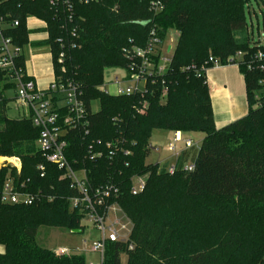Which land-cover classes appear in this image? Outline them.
Segmentation results:
<instances>
[{
  "label": "trees",
  "instance_id": "trees-1",
  "mask_svg": "<svg viewBox=\"0 0 264 264\" xmlns=\"http://www.w3.org/2000/svg\"><path fill=\"white\" fill-rule=\"evenodd\" d=\"M163 1L164 11L154 17L149 0L89 6L74 0L75 14L70 21L62 9L50 5V0H0V19L19 21L18 27L9 28L5 34L20 46L28 43L29 17L47 22L48 44L55 49L54 67L58 66V40L67 44L69 29L78 28V38L74 39L77 47L68 51L64 66L67 75L82 85L90 113V134L73 133L68 156L87 170L93 188L111 184L118 189L112 201L118 202L132 221L131 242L140 253L137 261L128 264H149L146 256H161L168 251L175 210L190 212L195 207L196 215L205 218V229L218 233L219 241L192 254L188 264H264V108L253 107L264 72L239 68L249 112L219 129L207 76L198 77L195 71L184 70L200 68L210 56L226 64L238 51L253 59L258 49L252 47L248 37L246 9L250 0ZM152 20L162 27L164 35L169 30L180 33L164 81L161 78L149 85L144 97H113L101 92L105 70L127 66L123 48L132 41L144 46ZM254 64L258 68L259 64ZM164 88L166 103L161 104ZM9 89L12 87L5 84L0 70V90ZM8 101L0 103V157L20 158V179L30 180V190H42L54 200L29 207L6 206L0 201V246L5 249L0 264H88L79 253L59 255L37 244L39 227L53 223L54 213L61 216L59 226H68L72 231L83 229L82 216L70 211L69 200L78 193L68 181L60 179L62 172L38 151L40 131L31 121L8 119ZM96 101L100 110L92 112ZM156 129L205 135L194 159V172L182 170L183 159L174 175L165 169L159 172L158 164H147L149 141ZM98 141L116 145L113 157L110 150L96 145L94 150L103 156L95 161L85 159L88 147ZM40 165L46 168L44 177ZM9 173V168L0 169V195ZM145 174H150L145 191L133 195L131 179ZM130 252L127 244L111 243L102 264H123L122 256Z\"/></svg>",
  "mask_w": 264,
  "mask_h": 264
},
{
  "label": "built area",
  "instance_id": "built-area-1",
  "mask_svg": "<svg viewBox=\"0 0 264 264\" xmlns=\"http://www.w3.org/2000/svg\"><path fill=\"white\" fill-rule=\"evenodd\" d=\"M76 1L81 5L89 6L117 0ZM261 1L264 3V0ZM50 5L62 9L68 19L73 20L75 14L74 0H50ZM149 11L154 17L159 16L164 11V1L149 0ZM19 25V21L8 22L0 19V70L5 75V84L10 85L15 92L13 99L15 104L18 108L28 111L29 120L34 128L40 131L37 140L38 151L49 164L54 165L62 172L60 179L68 181L70 188L78 193L77 197L69 200L70 211L78 212L82 216V221L88 220L90 225L100 233V238L95 242L92 249L101 255L103 263L106 249L111 243L127 244L129 249H134L131 242L134 225L118 202L112 201L118 195V189L111 184L93 188L87 170L78 167V161L72 162L68 156L70 150L69 137L77 132L85 135L90 134V113L83 98L82 85L67 75L64 66L68 59V51L77 47L74 39L78 38V28L69 29L67 44L62 39L58 40L56 64L60 70L56 72L55 69L54 80L44 89L36 83L27 71L26 53L29 52L31 56H34L35 52L32 43L27 47L16 45L13 39L5 34L9 28H15ZM163 33L162 27L152 20L145 45L138 46L132 41L129 47L123 48L122 53L127 61V66L114 68L123 74H116L110 82L103 83L99 88L100 91L113 97L136 95L144 97L148 92L149 85L156 84L158 79H163L170 71L175 47L166 43L170 32L166 35ZM248 37L252 47L258 49L251 61L246 52L238 51L227 59L226 64H223L220 59L210 56L200 68L191 66L184 70L195 71L198 77L207 76L209 69H219L230 65L238 68L246 67L250 71L258 69L264 72V34L259 33V38L255 39L253 29L248 27ZM44 50H46L54 66V47L49 45ZM254 63L259 64L258 68ZM141 84H144V87ZM166 97L167 89L164 88L161 98L166 99ZM5 99H7L6 93L0 90V103ZM63 100L67 102L60 106L59 102ZM253 107L255 109L264 108V81L260 82V89L254 95ZM143 111L144 108L140 112ZM179 144H183L186 150L195 149L197 153L200 150L198 144L192 139H183L179 134H176L167 146V150L172 154V157L176 158V161L168 167L159 166V172L165 169L168 174L174 175L179 170V159L183 153L178 148ZM94 146L110 150V157H113L116 147L113 142L103 144L98 141L88 147L85 159L95 161L103 156L102 152L94 150ZM127 154L130 153L127 152ZM2 168L10 169L0 195V201L3 205L29 207L44 201L52 202L54 200L42 190H30V180L20 179L23 169L20 158L12 157L0 160V169ZM195 168L196 165L193 161L183 165L182 170L192 173ZM38 169L42 173L41 176L44 177L45 166L40 165ZM149 176L150 174L137 175L131 179L133 195H139L145 191ZM57 254L69 255V252L63 250Z\"/></svg>",
  "mask_w": 264,
  "mask_h": 264
},
{
  "label": "rangeland",
  "instance_id": "rangeland-1",
  "mask_svg": "<svg viewBox=\"0 0 264 264\" xmlns=\"http://www.w3.org/2000/svg\"><path fill=\"white\" fill-rule=\"evenodd\" d=\"M247 23L249 28L254 32L255 39L259 38V33L264 34V3L261 0H250L247 4ZM48 25V23H47ZM253 25V26H252ZM28 31H35L41 27V23L37 19H29L27 21ZM49 29V26H48ZM169 35L166 39L167 44H172L175 49L180 38V33L175 30H169ZM41 33V32H40ZM30 32V40H38L43 38L42 35H34ZM41 52H46L42 50ZM31 55H28V59ZM162 65V63H161ZM59 66H55V69ZM60 70V68H57ZM237 69H239L237 67ZM116 74L122 75L123 73L117 69L110 68L104 72V83L110 82ZM144 87V84H141ZM7 99L9 100L6 105V114L10 120L29 119L27 110L20 109L14 102L15 92L13 89L5 91ZM161 104L166 103V99H160ZM66 100L60 101V106L66 104ZM226 105L225 98L218 99V106L223 108ZM100 110V103L98 101L92 103V111L98 112ZM167 132L166 130L156 129L152 132L149 144H157L160 152L156 150H149L147 156V164H157L159 161L169 156L166 150L167 145ZM172 137V135H171ZM184 137L192 139L198 148L201 149L204 137L202 133L191 132L186 133ZM5 157H0L2 160ZM182 197V196H181ZM126 214V213H125ZM175 222L173 224V235L170 241L168 251L163 255H148L145 261L149 264H188L189 257L205 248L213 247L219 241V235L216 232H208L205 229L207 224L203 216L196 215V207L190 212H183L176 209L174 212ZM53 223L45 224L39 227L37 234V244L45 249L60 251L67 250L69 254L79 253L83 255L88 264H102L101 255L93 251V245L100 238V233L90 225L88 220L81 221V234H74L68 226H59L61 216L54 213ZM134 249L135 244L132 242ZM130 249L131 252L122 256V263L128 264L137 261L140 253L135 249ZM142 257V255H141Z\"/></svg>",
  "mask_w": 264,
  "mask_h": 264
},
{
  "label": "crops",
  "instance_id": "crops-1",
  "mask_svg": "<svg viewBox=\"0 0 264 264\" xmlns=\"http://www.w3.org/2000/svg\"><path fill=\"white\" fill-rule=\"evenodd\" d=\"M29 19L37 18L29 17L27 21ZM37 20L41 23V27H39L35 31H28L29 36L30 32H34V35H42L43 38L38 40H30L28 36V43L23 46L27 47L30 43H32L35 52L34 56L29 57V59L28 55L30 54L29 52L26 53L27 71L35 79L36 83L41 88L46 89L55 78V68L53 66L51 58L47 55V53L41 52L46 48V46H49L48 41L50 37V32L48 29L47 22L39 19ZM207 80L212 99L215 124L217 128H224L247 116L249 112V103L246 95L245 82L243 75L241 74L240 70L237 69L236 66L230 65L219 69H209V71L207 72ZM220 97L225 98L226 105L223 108H220L218 106V99ZM166 132V141L168 143L175 137L176 134H179L183 139H188L187 137H184L186 132ZM202 135L205 138V135ZM168 143L166 145V150ZM178 148L180 151H183L179 162L183 159V164L186 165L194 161L197 155V150H186L183 144H179ZM152 149L156 150L157 152H160V148L157 146L156 143L150 144V150ZM167 152L169 153V156L165 157L157 163L160 167H168L174 164L176 161V158L172 157V154L168 150ZM4 251V247L0 246V254L4 253ZM60 251L56 252L58 253Z\"/></svg>",
  "mask_w": 264,
  "mask_h": 264
},
{
  "label": "water",
  "instance_id": "water-1",
  "mask_svg": "<svg viewBox=\"0 0 264 264\" xmlns=\"http://www.w3.org/2000/svg\"><path fill=\"white\" fill-rule=\"evenodd\" d=\"M72 233H74V234H81L82 231L81 230H74V231H72Z\"/></svg>",
  "mask_w": 264,
  "mask_h": 264
}]
</instances>
